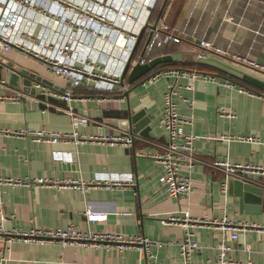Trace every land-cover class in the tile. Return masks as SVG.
I'll list each match as a JSON object with an SVG mask.
<instances>
[{
    "label": "crops",
    "instance_id": "obj_1",
    "mask_svg": "<svg viewBox=\"0 0 264 264\" xmlns=\"http://www.w3.org/2000/svg\"><path fill=\"white\" fill-rule=\"evenodd\" d=\"M228 7L232 21L226 16ZM143 20V17L136 18L132 27H139ZM148 21L154 23L155 20L149 18ZM163 25L177 30L180 42L170 41V32L163 29ZM158 28L163 34V43L154 51L159 56H172L167 63H176V66L171 65L173 67L198 65L200 71H197L202 75L213 76L212 79H196L193 93L181 90L183 95L195 98L194 122L185 125L186 132L199 136L196 141L199 161L192 174V193L180 198L169 196L160 182L164 165L153 156L163 152L169 142L159 125V117L166 86L176 78L162 77L147 86L141 80L131 85L126 82V89H130L128 97L124 95L126 89L121 91V85L115 86L112 92H98L84 84L73 88V100L69 103L59 96L66 88L65 80L52 73L48 62L14 47L7 53L0 52V94L19 90L27 93L28 98L0 102V178L89 180L98 172H115L132 173L134 185L97 187L82 192L0 184V221L7 229H58L75 224L85 231L143 234L167 243L180 239L185 229L164 223L163 219L185 210L196 218L228 215L257 226L264 225V171L247 172L242 178L263 189L261 203L242 204L238 196L229 194L225 199L222 195L220 186L227 175L215 166L216 162L229 159L264 167V73L236 58L247 57L264 64V0H169ZM145 36L142 52L148 31ZM203 39L221 52L208 49L207 57L198 60V53L204 49L200 44ZM14 69L27 70L47 83L33 81L31 90L36 89L35 93L25 91L23 78L11 76ZM225 81L235 86H226ZM189 82L186 78L177 80L178 85ZM240 88L255 94L242 92ZM174 100L179 111L189 115L178 95ZM70 105L75 106L74 117L65 111ZM142 109L153 117L149 124L151 129L143 136L132 131L129 120L130 114ZM221 109L235 116H225ZM24 128L77 132L80 137L127 131L135 139V149H132L133 144L125 147L94 140L35 142L29 137L3 133ZM222 136H254L260 141L226 140ZM54 151L72 152L74 158L55 160ZM88 204L97 212L107 213V219L88 222L84 214ZM193 233L202 247L192 254L190 264H207L209 259L214 260L216 250L212 246L222 238L229 241V235L214 224L196 225ZM233 244L235 250L230 253L233 260L264 264V229L240 230L239 239ZM8 247L0 238V264H146L135 247L123 252L116 248L78 245L62 248L57 241L42 243L38 240H16L10 244V250ZM155 253L156 259L165 264L184 262L177 244H165L155 249Z\"/></svg>",
    "mask_w": 264,
    "mask_h": 264
},
{
    "label": "built area",
    "instance_id": "obj_2",
    "mask_svg": "<svg viewBox=\"0 0 264 264\" xmlns=\"http://www.w3.org/2000/svg\"><path fill=\"white\" fill-rule=\"evenodd\" d=\"M159 0H0V52L7 53L14 47L22 49L26 54L32 55L48 62L52 73L65 80L66 88L59 96L67 102L73 100V88L88 85L98 92H112L115 86L120 85L126 63L133 55L131 66L138 63H146L145 58L156 46L162 45L161 30H155L150 42L141 54L135 55L137 40L142 26L149 20L153 8ZM227 19L232 21L230 7L226 9ZM143 17V23L139 27H132L136 18ZM163 29L169 31L168 39L172 42H180L181 38L177 30L163 25ZM201 50L197 59H205L207 50L215 48L210 42L201 40ZM238 60L247 63L252 69L264 73V64L247 57L236 56ZM162 77L176 78L175 82H169L163 95V108L159 117V125L169 138L165 150L155 153L153 156L160 161L165 168L160 182L171 197L180 198L190 195L193 191L192 174L199 161L197 157L196 141L199 136L185 131L186 124H192L195 119V98L193 95H183L181 90L195 91L193 82L205 77L201 72L192 69H179L172 67H160L151 72L142 81L144 85L156 82ZM180 78L189 79L190 82L178 85ZM224 84L234 87L235 84L225 81ZM1 85V84H0ZM127 88L121 86V91ZM240 91L255 94L246 88ZM178 95L189 110V115L179 111V106L174 100ZM264 96V95H263ZM28 98V94L11 90L0 94V102H19ZM65 111L71 117L76 115L75 106L70 105ZM221 114L233 118L235 113L221 109ZM3 133L29 137L35 142L56 144L59 142H78L94 140L104 141L111 145L121 144L130 147L134 138L130 132L120 134H101L90 137H80L77 132L73 134L62 132H49L24 128L21 130H4ZM226 140H242L250 143L259 142L254 136H222ZM55 160H72V152L54 151ZM215 166L226 172V179L221 183L220 191L227 199L228 180L230 178H243L247 172L264 171L263 166L251 163L231 162L229 159L215 163ZM0 184H9L15 187H49L55 190L73 189L87 192L92 188H118L133 186L132 173L98 172L92 179L83 178H0ZM84 214L88 222L105 221L107 213L97 212L93 205L88 204ZM164 223L179 225L185 229L184 235L178 240H170L167 243L152 239L143 234H127L113 231L91 232L78 228L75 224L67 228H40L30 230L7 229L3 221H0V238L10 244L16 240L30 242L38 240L42 243L57 241L66 248L78 245L83 248L104 247L116 248L123 252L127 248L135 247L139 250L146 264H165L158 261L155 249L165 244H177L181 249L183 264H190L192 254L202 246L193 238V228L200 224H214L225 234L229 235V241L222 238L212 248L216 250L215 259H209L207 264H252V261H235L230 253L235 250L234 241L239 239L240 230L264 229V225L250 224L247 221L224 215L221 218L208 219L193 217L189 210L180 214H171ZM247 249L248 246H247ZM3 264V262L1 263Z\"/></svg>",
    "mask_w": 264,
    "mask_h": 264
},
{
    "label": "water",
    "instance_id": "obj_3",
    "mask_svg": "<svg viewBox=\"0 0 264 264\" xmlns=\"http://www.w3.org/2000/svg\"><path fill=\"white\" fill-rule=\"evenodd\" d=\"M169 0H163V3L159 9V12L157 14V17L154 21V23H150L149 21H146L145 24L142 26L140 34L138 36L137 45L139 44L144 32L149 29L150 33L148 36L147 43L145 47L150 42L152 35L155 30H159L158 24L162 18V15L166 9V6L168 4ZM134 55V54H133ZM133 55L130 57L129 61L126 63V66L124 68L123 74L121 76L120 85L124 86L126 82L128 84H134L144 78L146 75L151 73L156 67L165 64L167 62H170L172 60V56L170 55H163V56H157L146 63H138L136 65L131 66V60ZM15 70V71H14ZM11 72V76L15 79L23 78V85L25 86V91H30L35 93L36 89L31 90V85L33 81L36 82H46V80H41L39 76H36L35 74L28 73L27 70L24 69H14ZM130 89H126L124 91V95L126 97L129 96ZM152 115L147 114L145 109H142L134 114H130L129 120H130V127L134 133H139L140 135H145L150 129L151 126L149 125L151 122ZM135 141V139H134ZM133 141V143H134ZM132 149L134 150V144L132 146ZM129 151V149H128ZM228 193L230 195H235L241 198V203H261L262 196H263V189L259 188L247 181H244L242 179L237 178H230L228 180ZM241 204V205H242ZM246 209H248V206H246ZM259 209V208H258Z\"/></svg>",
    "mask_w": 264,
    "mask_h": 264
},
{
    "label": "trees",
    "instance_id": "obj_4",
    "mask_svg": "<svg viewBox=\"0 0 264 264\" xmlns=\"http://www.w3.org/2000/svg\"><path fill=\"white\" fill-rule=\"evenodd\" d=\"M159 2V1H158ZM163 3V2H162ZM160 5V4H159ZM159 5H158V3H157V5H156V7L155 8H153V10H152V12H151V16H150V20L152 21V20H155L156 19V17H157V14H158V12H159V9H157L158 7H159ZM162 5V4H161ZM161 7V6H160ZM146 31H148V36H149V29H147ZM146 31L144 32V34H143V36H142V38H141V40H140V42H139V45L137 46V48H136V50H135V55H137V54H139V52L140 53H142V47L144 46V45H142L143 43H144V39H146ZM160 36L162 37L163 36V34L160 32ZM146 41V40H145ZM162 42H163V39H162ZM146 45V44H145ZM155 49V48H154ZM154 49H153V51L145 58V62H149L150 60H152L153 58H155V57H157V56H159V54L157 53V52H155L154 51ZM172 67V68H179V69H195V70H199L200 71V67L198 66V65H190V64H184L183 66H178V67H173V66H176L177 64L176 63H165L164 65L162 64V65H160V66H158V67H156L153 71H155V70H157L158 68H160V67ZM171 65H173V66H171ZM152 71V72H153ZM150 74V73H149ZM148 74V75H149ZM148 75H146V76H148ZM145 76V77H146ZM144 77V78H145ZM144 78H142L141 79V81L144 79Z\"/></svg>",
    "mask_w": 264,
    "mask_h": 264
},
{
    "label": "rangeland",
    "instance_id": "obj_5",
    "mask_svg": "<svg viewBox=\"0 0 264 264\" xmlns=\"http://www.w3.org/2000/svg\"><path fill=\"white\" fill-rule=\"evenodd\" d=\"M162 2H163V0H159V2H158V5H159V7L157 8V9H159L160 8V6H161V4H162Z\"/></svg>",
    "mask_w": 264,
    "mask_h": 264
},
{
    "label": "bare ground",
    "instance_id": "obj_6",
    "mask_svg": "<svg viewBox=\"0 0 264 264\" xmlns=\"http://www.w3.org/2000/svg\"><path fill=\"white\" fill-rule=\"evenodd\" d=\"M29 63V62H28ZM32 65V64H31Z\"/></svg>",
    "mask_w": 264,
    "mask_h": 264
}]
</instances>
